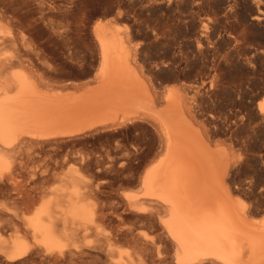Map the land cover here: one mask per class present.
Returning <instances> with one entry per match:
<instances>
[{
	"label": "bare ground",
	"instance_id": "obj_1",
	"mask_svg": "<svg viewBox=\"0 0 264 264\" xmlns=\"http://www.w3.org/2000/svg\"><path fill=\"white\" fill-rule=\"evenodd\" d=\"M46 1L0 0V197L4 198L0 201V264H32L35 259L39 260L36 256L41 252L62 261L67 255L75 256L81 252L77 236L90 232L100 237L102 243L98 248L106 253L107 264H136L133 260H125L122 252L114 248L122 238L139 243V236L126 224L128 216L138 221L156 218V226L164 232L173 249L171 264L206 261L264 264V210L261 209L264 208V197L260 199L264 195V183L246 188L253 198L247 202L240 194L246 192L244 187L233 185L229 177L231 169L237 166L251 165L264 173V81L240 83L242 74H255L253 66L256 64L251 66L236 59L234 53L240 45H236L239 38L220 30L221 23L212 30L196 19L197 13L212 5L211 1H152L153 5L164 6L168 13L175 11L177 16L147 25L144 42L149 44L151 41L156 47L165 46L168 41L177 45L166 50L165 66L178 64L189 71V65L200 62L212 78L210 96L217 94L215 88L224 77L238 80L239 85L235 83L237 106L246 111L250 136L246 141H237V149L231 146L232 142L229 146L228 142L226 145L217 142L213 130L200 120L198 108L182 93L183 87L166 88L163 95L157 92L149 81L151 75L145 69L141 46L134 43V31L120 30L111 21L100 20L93 25V51L76 60L85 66L88 80L66 85L72 93L67 88L62 90L70 92L69 95L61 94L62 90L54 87L56 93V89L51 88L54 85L48 86L44 81L46 74L42 76L35 68V55L42 48L41 40L45 36L52 41L57 36H69L70 31L66 21L59 19L58 11L55 12L57 15L53 12L55 8L50 9L52 5L57 7L58 0H51V5ZM217 2L218 9L210 8L214 21L236 18L241 13L244 20L257 26L264 20V0ZM224 4L228 5L220 8ZM186 10H191V19ZM151 34L156 37L153 41ZM221 45L230 46L228 53L225 46L223 53ZM88 46L91 47L89 43ZM59 63L57 66H62ZM49 87L53 91L50 92ZM134 120L151 122L161 142L160 149L156 148L146 159L148 165L137 180V191L125 192L113 203L99 204L94 200L88 179L76 166L68 174L69 186L32 209L40 197L20 188L17 178L26 150L84 131L122 127ZM34 175L36 171H33ZM261 212L263 215L257 217L256 214ZM104 224L111 229L103 231ZM7 230L15 233L10 241L3 238ZM164 258L158 250L157 263L165 264ZM73 264L86 263L77 261ZM142 264L147 263L143 261Z\"/></svg>",
	"mask_w": 264,
	"mask_h": 264
},
{
	"label": "rangeland",
	"instance_id": "obj_2",
	"mask_svg": "<svg viewBox=\"0 0 264 264\" xmlns=\"http://www.w3.org/2000/svg\"><path fill=\"white\" fill-rule=\"evenodd\" d=\"M152 1L154 0H58L57 4L59 6L57 5V7L59 8L56 9L57 7H53L54 5H52L53 8L50 6L51 0H47V4H50L49 6L51 7L49 8L51 10H54L55 8V11L53 12L55 13L58 11L57 13L59 14V19H62L61 21H66L65 25L67 26V29H69L70 34L67 37L57 36L55 38L56 40L52 41H49L48 37L46 36L44 38L42 37L45 40L40 38V40L42 39V48H40L41 50H38L39 53L35 55V68L38 69V72L41 73V75H44L45 73L46 75H44V81L48 82V84H46L48 86L54 85L51 88L57 87L58 91L62 89L66 90L67 86H72V84H75L76 82L80 84H82V82H86L88 80V77L84 72L86 70L84 68L85 66L79 65L76 60H79L82 54H90V51H93V44L95 43L93 42L94 39L92 36L94 35L93 25L100 20L111 21L118 25L120 30L129 29L131 32L134 31L132 32L134 34V43L141 46L142 56L146 60L144 63L145 69L151 76H153H150L149 81H151V83L156 87L157 92L160 95H163L164 93H166L165 91L167 89L173 88V86L183 87L182 93L187 95V98L189 97V99L193 101V105L198 108H196L198 110V114L200 113V120H204L203 123L206 122L205 125H208V129H211V131L213 130L214 138L217 140V142H223L225 145L226 142H228V146L232 142L231 146L233 145L232 147L237 149V141L240 142L244 139L246 141L250 136V128L247 126L245 120V118L247 119L246 111L237 106L238 97L235 83L239 85L238 80L235 81L236 79H233V83V80L226 79L228 78V76L226 75V78L224 77L218 82V88H215V91H217L215 93L217 94H213L211 95V97L210 94H208V91L212 78L210 77V72L200 62L189 65V71L185 67L179 66L178 64L170 65L171 67L165 66L163 63H165L167 61L166 59H168L166 50L171 49L172 45L174 47H176L177 45L175 46L174 42L171 41L166 42V47L163 45L156 47L154 44L150 43L151 41L148 42L149 44H146L144 42L146 41L144 32L145 30H147L145 29L147 28V25H156L159 21L166 19L167 17L170 19H174L177 14L175 11L168 13L167 11H165L164 6L162 7V5L159 6L158 4L153 5ZM210 1L212 5L210 7L204 8L201 12L197 13L195 16L196 19L200 22L202 21V23L209 29H212L214 26H219L221 23V26H219L220 30L225 31L229 34H233L237 38H239L241 42L238 40L236 45H240L237 47L235 45L236 49H238L237 52L234 53L236 59H239V61L241 60V62L243 63L247 62L245 64L250 63L252 64L251 66L256 64L255 66H253L255 68V74H249L247 76L246 74H242L240 76V83L242 81V83H244L246 82V80H254L253 82L255 83L263 82L264 20L262 21L261 25L257 26V24L253 22H247L246 20H244L245 16L241 13L236 16V18L234 17L228 19L229 21L225 19L226 22L231 25H228L222 18H219L221 20H219V22L216 20L214 21L212 19H214L215 17L211 9L213 6V9H218L219 6L217 4V0ZM227 5L228 4L220 5V8L226 7ZM155 8H157V10ZM160 9L162 10V12ZM189 11L190 12H187L186 10L187 14L189 13V19H191L192 13L191 10ZM186 12H184L185 15ZM157 20L159 21L157 22ZM232 25L235 27L232 28ZM77 26H79L82 30ZM44 27L46 28V26L42 25V28ZM80 31H82V34L80 33ZM151 38V40L153 41L156 37L155 35L153 36L151 34ZM243 38H245L246 40ZM44 41L47 43L44 44ZM88 43L89 45H91V47L88 46ZM257 44L259 45L257 46ZM224 46L226 51L224 50ZM228 47L230 48V46L221 45V50H223V53H228V50H230ZM248 50L253 51V54ZM260 51L262 52V54ZM246 53L247 55L245 57ZM254 53L258 54H256L257 57L254 55ZM237 54H239V56ZM248 54L251 56H249ZM241 57L244 59L242 60ZM247 58L248 60H250L247 61ZM253 58H255L256 61ZM58 63L62 64V66H57ZM261 63H263V66L261 65ZM38 65L39 67H37ZM162 67L165 69H163ZM176 67L180 69H177ZM148 70H150L151 73ZM260 78H262L263 80ZM225 82H228V84L226 85ZM61 86L65 87V89L63 87L61 88ZM51 88L49 87L50 92L53 91ZM57 88H54V90L56 89V93L58 92ZM63 90L60 91L62 92L61 94L65 92ZM67 90L71 92V88H67ZM68 91L65 93L68 94ZM205 93H207L208 95H205ZM208 120L210 121V123H208ZM213 125L214 127H212ZM97 129L84 131L73 136H69L68 138L64 137L54 141L50 140L49 144L47 142L46 144L44 143L45 145H40L41 147H33L31 148V150L28 149L26 150L27 152H24L23 164L19 167L20 172L18 171L17 178L19 180L20 188L27 189L32 195L36 194V196L40 197V201L34 204L32 208L33 210L42 201L55 197L61 189H64L65 187L70 185L67 177L70 173V170H72V168L76 166L79 168L83 177H85L86 180L88 179L87 181H89L88 183L92 188L94 200H96V202H98L99 204H105V202L109 204L113 203L115 202V200H118L125 192L137 191V180L140 177L141 172H143V168L148 165L147 160L149 156H151L152 153L157 150L156 148L160 149L161 142L158 132L151 122L149 123L143 120H134L132 122H127L125 124H122V127L120 125L111 128ZM237 129H241V131H237ZM237 133L239 134L238 137ZM248 133L249 135H247ZM33 171H36V175L34 176ZM229 177L232 180L233 185L236 184L235 186L239 185L244 187V190L246 192L240 194L241 197L247 202L253 201V198L246 188L252 184H254L255 186H259L260 184L264 183V173H261L251 165L243 167L237 166L235 168L233 167L231 169ZM263 197L264 195L260 196V199ZM3 200L4 198L0 197V201ZM261 209L264 210V208ZM261 213L262 214H256L257 217H261L263 215V212ZM155 220L156 218L154 219V221H138L132 218V216L127 217L126 224L127 226L132 227V231L135 235L139 236V243L136 244L129 238H122L115 243L114 248H116L119 252H122V257L125 260H133L136 264H142L143 261L147 264H158L157 255L159 250L164 255V259L166 260V262L168 264H171V261H173V249L166 239L164 232L156 226V223L158 221ZM102 229L103 231L109 230L111 229V226H109L108 224H104L102 226ZM14 234V231L7 230L3 233V238L7 241H10ZM101 243L102 241L100 240V237L95 232L86 234L81 233L77 236V244L81 247V252H79L77 255H67L64 259H62V261H57L53 259V257L51 259V257L45 256L41 252L36 256V258H38L39 260L35 259V261L37 260L36 263L35 261H33L32 264H73L77 261H83L86 264H107L108 261L106 253L98 248ZM90 248H92V250L95 248L93 250V253L91 252L92 250ZM88 254H90V256ZM94 258L95 260L93 261ZM166 262L165 264H167ZM162 264L164 263L162 262ZM200 264L216 263L212 261H206Z\"/></svg>",
	"mask_w": 264,
	"mask_h": 264
}]
</instances>
